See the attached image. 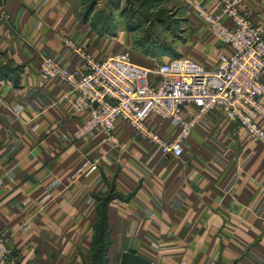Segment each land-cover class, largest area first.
I'll list each match as a JSON object with an SVG mask.
<instances>
[{
    "label": "crops",
    "instance_id": "0c3cea01",
    "mask_svg": "<svg viewBox=\"0 0 264 264\" xmlns=\"http://www.w3.org/2000/svg\"><path fill=\"white\" fill-rule=\"evenodd\" d=\"M201 1L209 10L219 4ZM243 7L264 29V0ZM77 12L73 0H0V235L8 264L86 263L102 213L105 264H264V146L220 112H206L178 156L119 118L116 146L99 129L75 135L85 116L71 112L60 82L36 76L41 56L78 69L75 47L95 58L147 56L128 29L106 36ZM185 12L192 29L182 53L215 65L227 48ZM147 121L169 137L165 119Z\"/></svg>",
    "mask_w": 264,
    "mask_h": 264
},
{
    "label": "built area",
    "instance_id": "2783aa9c",
    "mask_svg": "<svg viewBox=\"0 0 264 264\" xmlns=\"http://www.w3.org/2000/svg\"><path fill=\"white\" fill-rule=\"evenodd\" d=\"M180 1L227 48L217 54L215 65L205 66L183 53L154 57L148 65L134 62L127 50L95 58L75 47L82 65L78 69L41 56L36 76L60 82L71 112L85 116L76 136L99 129L105 141L116 146L114 120L119 118L160 152L178 156L192 128L215 109L264 146V29L252 21L244 0H219L215 10L201 0ZM151 115L170 124L169 137L160 136L148 123ZM8 254L0 235V264H8ZM172 264L185 261L179 258Z\"/></svg>",
    "mask_w": 264,
    "mask_h": 264
},
{
    "label": "rangeland",
    "instance_id": "374dc122",
    "mask_svg": "<svg viewBox=\"0 0 264 264\" xmlns=\"http://www.w3.org/2000/svg\"><path fill=\"white\" fill-rule=\"evenodd\" d=\"M73 1L78 9L77 15L98 33L108 36L117 29H128L133 43L147 55H135L134 59L144 64L149 65L154 57L182 53V44L191 33L192 28L186 23V5L180 0ZM143 48L148 51H143ZM105 263L106 256L98 250L96 256L84 264Z\"/></svg>",
    "mask_w": 264,
    "mask_h": 264
},
{
    "label": "trees",
    "instance_id": "16d2710c",
    "mask_svg": "<svg viewBox=\"0 0 264 264\" xmlns=\"http://www.w3.org/2000/svg\"><path fill=\"white\" fill-rule=\"evenodd\" d=\"M143 51H148L146 48H143ZM144 54V52H143ZM104 238V242L102 241ZM108 237H107V232L105 231V218H104V214H100L98 216V220H97V224H96V232L94 235V242L93 245L91 247V253H90V258L91 257H95L97 251L99 250L100 252L103 251L104 255L106 256V241H107ZM104 245H103V243ZM103 246V248H102Z\"/></svg>",
    "mask_w": 264,
    "mask_h": 264
}]
</instances>
